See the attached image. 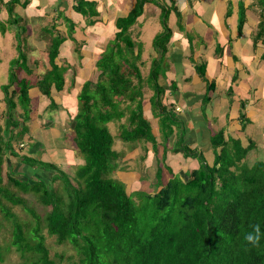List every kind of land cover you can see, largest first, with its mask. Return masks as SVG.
Instances as JSON below:
<instances>
[{
  "label": "trees",
  "instance_id": "16d2710c",
  "mask_svg": "<svg viewBox=\"0 0 264 264\" xmlns=\"http://www.w3.org/2000/svg\"><path fill=\"white\" fill-rule=\"evenodd\" d=\"M148 1L161 5L157 0H137L128 16L118 18L120 30L108 44L110 55L107 48L97 62L98 79L86 81L78 94V111L71 119L70 131L74 132V141L85 156V163L75 175L40 158L42 141L38 135L33 136L32 143L25 142L30 118L24 113L19 121L13 112L17 105L24 112L31 108V83L17 75L18 67L30 71V66L27 52L18 43L19 58L11 62L9 84L4 85L11 129H4L0 135V202L4 198L13 204H23L34 217V222L22 223L15 213L2 206L5 216L12 220V245L24 257L23 264H62L51 256L43 228L58 243H70L80 256V264H264V160L253 164L246 161L255 147L253 140L244 146L241 139L226 138L224 130H219L211 138L215 154L211 164L203 152H195L183 143V137L178 138L172 151L197 158L199 167L185 175L173 174L155 193L139 190L130 194L114 176L125 163L121 159L124 151L114 149L115 136L109 122L122 118L128 111L127 122L121 124L122 139L155 140L142 107L145 84L137 64L142 46L130 31ZM255 1L263 18L254 41L257 43V38L264 37V0ZM15 2L18 0H12L9 6ZM84 4L95 2L77 3V8L85 13ZM162 8L163 30L156 34L154 46L163 55L172 32L167 24L170 9ZM9 11L12 14V7ZM243 21L241 16L240 33ZM73 26L74 23L71 34ZM64 39L60 34H52L48 48L51 68L38 81L43 94L49 97L53 85L62 90L65 84L68 67L56 62ZM161 60L155 58L149 80L156 93L152 98L153 110L161 111L158 114L166 140L179 121L171 108L156 100L165 91L158 82ZM125 66L129 71L124 70ZM14 83L19 89L9 91ZM51 106L58 108L53 99ZM19 143L26 146L28 153L23 152L25 148L19 149ZM10 152L23 164L18 170L10 166L8 183L30 192L47 208L44 216L29 207L26 198L1 184L2 155ZM56 182H61L62 192L54 185ZM257 224L260 240L253 246L245 236ZM2 255L0 244V260Z\"/></svg>",
  "mask_w": 264,
  "mask_h": 264
},
{
  "label": "crops",
  "instance_id": "0c3cea01",
  "mask_svg": "<svg viewBox=\"0 0 264 264\" xmlns=\"http://www.w3.org/2000/svg\"><path fill=\"white\" fill-rule=\"evenodd\" d=\"M79 1L95 2V4H84V13L77 8ZM157 1L161 5L152 1L144 4L143 13L131 26L130 31L132 34L136 32L137 36L134 39L143 44L141 27L145 19L151 16H160L161 18L162 7L165 4L167 5L165 7L170 9L167 24L171 28L172 34L167 43V51L162 55L161 50H157L154 46L153 40L148 47L149 51L146 52L153 57L162 59L160 63L162 69L158 81L165 89L164 101L171 96L174 97L165 105L178 116L179 123L174 125L178 129V138L183 137V143L196 152L206 154L207 150L212 151L215 158L211 141L214 133L223 129L226 138L232 136L242 140V136L245 138L253 129L252 132L255 135L261 134V136H256L261 140L259 145L264 148V37H259L257 43L254 42L258 37L260 22L263 20L258 3L255 0ZM10 2L12 0H0V30L3 37H7L4 39L5 43L0 38V55L8 53L9 62L19 58V41L24 48L25 37L33 33L35 34V48L48 50L52 34L57 33L64 36L65 39L60 46L56 62L60 64L58 59L63 58V63L67 64L69 69L77 61L83 65L85 60L87 61L85 65L92 64L94 60L95 66H97V62L107 50L108 44L120 30L117 26L118 18L128 16L137 4V0H18V2L11 3L13 5H11L13 9L11 14L9 11ZM10 15L16 19L15 22ZM241 16L244 17V21L240 33ZM160 22L162 25V21ZM72 23H74V28L71 34ZM107 26H109L108 29ZM80 27L83 31L96 30L94 32L99 33L98 39L89 37L86 42L87 40H84L79 34L81 33ZM109 30L113 31L114 36L106 39V33ZM162 30L163 25L158 29L157 34ZM10 34L14 37L13 41L9 37ZM97 40L100 43L105 41L103 50H101L102 47L97 46ZM144 49L146 46L143 44L142 55ZM65 53L72 57L66 59L67 63L64 61L65 57H62V54ZM26 55L30 66L29 52ZM142 55L137 60L139 67ZM2 60L3 58L0 56V67L3 65ZM162 62H164V69ZM153 63L152 60L148 61L149 74ZM203 67L205 68L204 74H201L200 71ZM92 73V69L86 68L84 74L73 76L72 81L65 78L63 89L58 90L53 85L50 97L43 94L38 83L33 84L29 81L31 83L29 89L31 104L33 95H41L45 99L49 97L50 105L52 99L56 102L55 94L60 92H70L73 96L78 97L86 81L96 82V78L91 76ZM149 74L146 77H149ZM9 80L7 77L1 78L0 89L6 92L4 85L9 84ZM14 85L15 90L19 89L16 83ZM13 86L9 88V91H12ZM150 88L149 90L153 89ZM154 95V89L149 93H144L142 104L145 108L143 110L147 105H150ZM63 99L64 104L66 103L72 109L75 108L68 95H64ZM61 100L56 104H62ZM176 106H181L179 112L174 109ZM64 112L66 115L68 114L67 111L64 110ZM220 117H223L224 120ZM153 128L154 126H152V132L156 135ZM128 142L130 141L126 142L127 145ZM242 143L244 146L249 144H245L244 141ZM254 143L257 142L254 141ZM43 146L42 141L40 149H43ZM126 148L132 150L136 147L128 146ZM54 153L57 159L51 161L55 163L63 161L65 156L69 155L60 153L58 150H55ZM178 157L190 166L186 172L199 167V160L195 157H186L183 153ZM206 159L209 160L207 157ZM120 170L124 169L117 171L118 177L116 178L125 184L126 190L130 194L139 190L155 193L172 177L159 183L154 192L150 191L152 189L150 182L145 187H135L131 192L129 188L134 187L137 185L135 182L141 180V171L136 172V175L133 176L131 175L132 171L121 172Z\"/></svg>",
  "mask_w": 264,
  "mask_h": 264
},
{
  "label": "rangeland",
  "instance_id": "374dc122",
  "mask_svg": "<svg viewBox=\"0 0 264 264\" xmlns=\"http://www.w3.org/2000/svg\"><path fill=\"white\" fill-rule=\"evenodd\" d=\"M165 6H167L165 4ZM152 17V16H151ZM148 17L147 19H144L142 23L144 22L143 26L141 27L142 30V37L141 41L146 46V49L143 51L142 60L139 62L140 64V70L143 73L144 76V90H146V93H149L152 90H149L150 88V80L148 76L149 74V64L148 61H154L156 57H153L152 55L147 54L146 51H149V45L153 42L154 38L156 37L157 31L159 28L162 27L161 25V18L160 16L157 17ZM109 26H107V29ZM106 29V30H107ZM81 31L80 36L84 40H87L88 42L89 37L98 39L97 32H94L96 30L83 31L81 27L79 28ZM2 31L0 30V38L2 39V42L5 43L4 39L7 37H3ZM134 37L137 36L136 32H133ZM35 34H30L28 37H25L24 41V51L29 52V60H30V69H23L21 67H18V76L21 78H27L31 83H38L41 76L51 68L50 58L48 50H38L34 46V37ZM114 36V33L112 30H109L108 33H106V39L112 38ZM11 40L13 41V35L10 34ZM103 43H100L99 40H97V46L102 47L101 50H103L105 47V41H102ZM143 44L140 43V46H143ZM96 46V47H97ZM107 54L109 53V46H107ZM101 52V51H100ZM3 60L1 63L3 65L0 67V82L1 78L7 77L9 80V76L11 75V67L12 65L9 62L8 53L6 55H0ZM62 57H65V62L67 63V58H72L68 56L66 53L62 54ZM74 60V57H73ZM58 62L64 66H67V64L63 63V58H59ZM92 64H87V61H84V64L81 65L78 61L74 63V66L72 68H67V70L64 73L65 78H69L70 81L73 80V76H80V73L84 74V71L86 68L92 69L93 73L91 76H94L97 80L98 75L100 74V71L97 66H95L94 60L92 61ZM164 62H162V65ZM9 67V71L7 72V68ZM83 68V69H82ZM69 69V70H68ZM164 69V65H163ZM124 70L129 71L128 66L124 67ZM134 76V75H133ZM178 77V76H177ZM135 80L136 77L134 76ZM147 78V79H146ZM95 81V80H94ZM149 82V86L148 83ZM159 82V81H158ZM163 86V85H162ZM151 89V88H150ZM2 90V91H1ZM15 90V85L13 86L12 91ZM165 90V89H164ZM164 93V92H163ZM163 93L159 95V97L156 100H159L161 104L165 105V103H169L174 97L168 98L166 101L163 99ZM6 92L3 91V89H0V128L2 130L0 131V135H3L4 129H11V126H9V121L7 120L10 105L9 101L6 98ZM64 95H68L69 98H71V101L74 103V109L72 107L68 106L66 103L64 104ZM156 95V93H155ZM162 95V96H161ZM56 102L60 101L61 103H57V107L55 108L48 103L50 101L49 97L46 99L42 97L41 95H33V102L31 104V108L28 112H24V110L21 109L19 105L16 106L14 110H16L15 117L17 120L22 121L23 120V114L26 113L29 116V121L27 122L29 126V134H26L24 136L26 144L32 143L33 136L38 135V138L40 136L41 141H43L44 148L41 149L42 152L40 154L41 158L48 162L55 163L54 159H57L56 154L54 153L55 150H58L60 153H68L69 155L65 156V159L60 162H56L57 165L66 171L67 173H70L71 175H75L76 170L79 168V166L83 165L85 163V156L79 151L78 147L76 146V143L74 141V132L70 131L71 126L70 122L71 119L76 115L78 111V104L79 100L78 97L73 96L70 92H60L55 94ZM148 98V97H147ZM153 98V96H152ZM151 98V100H152ZM14 100H17V97L14 96ZM154 101V100H153ZM129 101H126L128 103ZM130 103V102H129ZM124 104V103H123ZM122 104V105H123ZM153 103L150 101V105L146 106V109L143 110L144 116L149 120L151 127L154 126L153 131L156 133L155 140L148 141V140H137L133 143L128 142L122 139L121 136V124L127 122V117L129 115V112L126 111L125 115L116 120L109 122V126L111 129V132L115 136V143H114V149H116L119 152H123L124 154L121 157L123 163V167L120 170L121 172L124 171H132L131 175L135 176L136 172L141 171V180L132 188H129V190L132 192L135 187L140 186H147L148 182H150V187L152 188L150 191L154 192L159 183H162L164 181H167L168 178L173 176V174L177 175H185L187 168H190L187 162H183L178 157L181 153H175L172 151L174 148L175 142L178 138V129L176 127L173 128V133L168 137L166 140L163 137V131L161 129L160 120L161 117L159 116V109L156 111L158 113H155L153 111L152 107ZM154 106V105H153ZM143 109L145 108L142 104ZM181 106H176L174 109L179 112ZM63 109V110H62ZM13 110V111H14ZM65 111L68 112V114H65ZM161 112V111H160ZM222 120L223 117H220ZM39 131V132H38ZM252 130L249 131L250 134H247L245 138L242 136V141H244L245 144L250 143L251 140L256 141L255 147L249 151V154L247 156L246 161L249 164H253L257 160H264V148H262V145H259L261 140L257 139L256 135L261 134H254ZM242 133V132H240ZM177 136V137H176ZM25 144V145H26ZM4 146V144H3ZM28 146V145H27ZM128 146L136 147L132 150H129V148H126ZM19 149L25 148L23 152L28 153V150L26 149V146L22 147V144H18ZM196 152V151H195ZM204 154V153H203ZM207 158H209V163H213L214 155L212 151H208L204 154ZM3 157V163H2V185L5 187V189H10L11 192L16 193L17 195L23 196L26 198V203L29 207L35 208L36 211L41 215L44 216V213L47 211V208L43 207L41 203L35 199V197L31 196L30 192H24L20 188H18L13 183H8L9 178V169L10 166L13 169H17L23 164L21 163L22 160L19 159L16 155H13L11 152L10 154L6 153L2 155ZM191 157V156H189ZM194 158V157H192ZM54 160V161H51ZM184 160V159H183ZM58 161V160H56ZM169 168L171 169V172L169 171ZM120 169V168H119ZM135 171V172H134ZM160 171V173H159ZM189 171V170H188ZM159 174V175H157ZM158 179H157V177ZM115 177H118L117 171L114 174ZM159 180V181H158ZM156 183H158L156 185ZM54 185L58 188L59 192H62L61 189V182H56ZM0 202V244L2 246V259L0 260V264H23L25 259L21 255L19 251L16 250L15 246L12 245V220L11 218H7L5 216V211L2 208L3 205H5L8 209H10L11 212L16 214V217L22 222V223H31L34 222V217L31 214L30 211H28L23 204H13L10 201L2 198ZM35 225V223L30 224ZM42 233L45 235V242L50 250V254L52 257H54L56 260L60 261L62 264H80L79 263V254L77 250L70 244V243H63L60 244L57 242V239L54 235H50L46 228L42 229Z\"/></svg>",
  "mask_w": 264,
  "mask_h": 264
},
{
  "label": "clouds",
  "instance_id": "9594fccd",
  "mask_svg": "<svg viewBox=\"0 0 264 264\" xmlns=\"http://www.w3.org/2000/svg\"><path fill=\"white\" fill-rule=\"evenodd\" d=\"M260 232H261L260 226L258 224L254 225L252 232L248 233L245 236V240L248 243L252 244L253 246L257 245L260 240Z\"/></svg>",
  "mask_w": 264,
  "mask_h": 264
}]
</instances>
